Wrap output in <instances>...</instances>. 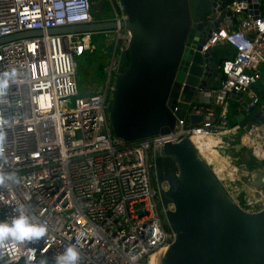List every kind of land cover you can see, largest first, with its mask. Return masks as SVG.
I'll return each instance as SVG.
<instances>
[{"label":"built area","instance_id":"obj_1","mask_svg":"<svg viewBox=\"0 0 264 264\" xmlns=\"http://www.w3.org/2000/svg\"><path fill=\"white\" fill-rule=\"evenodd\" d=\"M110 2L109 21L117 28L106 31L111 36L107 78L97 92L83 96L76 58L95 50L94 33L49 30L96 22L92 0H0V38L41 32L0 44V73L15 72L6 93H0V221L23 207L47 228L44 237L23 245L0 241V264H54L68 246L78 250V264H149L152 254L175 239L156 188L155 159L164 142L178 143L189 133L198 153L194 138L220 135L225 144L215 148L231 163L247 153L255 169L264 170V11L260 8L256 19L249 13L235 16L231 27L212 30L201 53L226 46L233 54L218 60L216 84L196 89L184 118L175 108L171 132L126 143L113 136L107 106L118 51L127 47L130 33L119 28L120 3ZM256 107L245 124L236 121ZM191 116L201 120L194 124ZM238 175L235 181L243 177ZM246 203L250 209H242L250 213L264 207L256 200Z\"/></svg>","mask_w":264,"mask_h":264},{"label":"water","instance_id":"obj_2","mask_svg":"<svg viewBox=\"0 0 264 264\" xmlns=\"http://www.w3.org/2000/svg\"><path fill=\"white\" fill-rule=\"evenodd\" d=\"M117 1L124 15L119 28L128 31L130 39L118 51V74L107 112L113 136L135 143L171 132L175 115L184 118L196 89L207 88L218 67L214 49L201 53L204 41L220 24L231 27L238 11L247 10L256 19L262 0ZM234 6L237 10L232 11ZM116 28L115 21L97 20L52 28L49 33ZM40 34L25 31L0 38V44ZM257 108L236 121L245 124ZM200 120L190 117L194 124ZM186 136L161 146L159 157L176 166L164 177L166 189L162 171L155 167L160 203L175 234L159 264H264V207L244 211ZM263 178L261 167L251 172L248 188H253L257 199L264 197ZM170 204L173 210L168 209Z\"/></svg>","mask_w":264,"mask_h":264},{"label":"rangeland","instance_id":"obj_3","mask_svg":"<svg viewBox=\"0 0 264 264\" xmlns=\"http://www.w3.org/2000/svg\"><path fill=\"white\" fill-rule=\"evenodd\" d=\"M260 8L261 11H264V0L261 1ZM92 14L98 20L112 19L113 12L110 0H92ZM237 15L238 14H236V16ZM110 37L107 32L94 33L92 40L95 45V50L92 53H84L76 58V80L78 83L80 94L83 96L97 92L98 89L101 88L100 86H102L106 81V65L108 62V58L111 54L109 48ZM218 49L220 48H215L214 52ZM260 69L262 71V76L264 77V67H260ZM216 75L217 71H215L214 77ZM247 155L248 154L246 153V156ZM235 166L238 168V170L239 168H242L243 171L241 172L243 177L239 178V180H234L232 182V184L234 185L233 189L230 186H227V188L229 190H233L232 196H235V199L238 202L239 206L245 210H249L251 205H247L246 203L249 195H247L246 190H248V183L251 179V172L255 169V167L245 157H242V160L237 162ZM223 171L226 172V170L220 169H216V171H214L219 177V180L221 179L218 174L222 172V175H224ZM222 179L224 180V178ZM262 200V203H264V198ZM258 207L255 206L254 209H258Z\"/></svg>","mask_w":264,"mask_h":264},{"label":"clouds","instance_id":"obj_4","mask_svg":"<svg viewBox=\"0 0 264 264\" xmlns=\"http://www.w3.org/2000/svg\"><path fill=\"white\" fill-rule=\"evenodd\" d=\"M14 76V71L0 73V93H6L10 80ZM8 178L13 179L14 177L9 176ZM16 212L17 214L9 219L0 221V241L11 240L19 245H23L25 242L39 239L46 235V226L42 223L33 222L25 214L23 207L17 209ZM79 258L78 250L73 246H68L60 255L55 257L54 264H78Z\"/></svg>","mask_w":264,"mask_h":264},{"label":"bare ground","instance_id":"obj_5","mask_svg":"<svg viewBox=\"0 0 264 264\" xmlns=\"http://www.w3.org/2000/svg\"><path fill=\"white\" fill-rule=\"evenodd\" d=\"M246 141L245 138L242 139V143ZM193 143L195 146L199 149V153L206 159L208 164L212 165L213 173L216 175V177L219 179L217 174L214 172L216 169L220 170H226L223 171L224 175H222V172L218 174L220 176L221 181H224L225 186H230L232 189L234 188L232 182L235 178L239 177L238 173H241L242 168H238L231 163V157L229 155H222L217 151L215 146L220 145L222 143L225 144L224 140L220 137V135H210L206 136V138H194ZM241 152H244L243 149H239ZM241 167V166H240ZM246 172V171H245ZM224 178V180L222 179ZM228 189V188H227ZM229 190L228 192L232 195L233 190ZM253 188H248L246 190V193L248 195L249 200H258L261 202V207H263L264 203H262V198L257 199L255 197V194H253ZM235 199V198H234ZM236 200V199H235ZM168 247H163L161 249H158L154 254L151 255L149 259V264H159L162 256L164 255L165 251Z\"/></svg>","mask_w":264,"mask_h":264},{"label":"crops","instance_id":"obj_6","mask_svg":"<svg viewBox=\"0 0 264 264\" xmlns=\"http://www.w3.org/2000/svg\"><path fill=\"white\" fill-rule=\"evenodd\" d=\"M246 15H248V11L247 10H244V11H241L237 16H236V19H241L243 17H245ZM218 50H215V54L217 55V60H221L222 58L224 57H230L232 56V51L231 49H229L228 47L226 46H219ZM217 78H218V73L217 75L211 80L210 84L208 86H212L214 84H216V81H217Z\"/></svg>","mask_w":264,"mask_h":264},{"label":"flooded vegetation","instance_id":"obj_7","mask_svg":"<svg viewBox=\"0 0 264 264\" xmlns=\"http://www.w3.org/2000/svg\"><path fill=\"white\" fill-rule=\"evenodd\" d=\"M156 166L160 167V169H161V171H162V172H161V177H162V180H163L162 185H163V184H166V183L164 182V177H165L166 175L172 173V171H171L170 169H168L169 162H167L166 159H162V160L159 161V162L156 161L155 167H156ZM155 167H154V174H155Z\"/></svg>","mask_w":264,"mask_h":264},{"label":"trees","instance_id":"obj_8","mask_svg":"<svg viewBox=\"0 0 264 264\" xmlns=\"http://www.w3.org/2000/svg\"><path fill=\"white\" fill-rule=\"evenodd\" d=\"M162 159H163V158L159 157V158L157 159V161L159 162V161H161ZM166 160H167V162H169L168 169H170L172 172L176 171V166L174 165V163L171 162V160L168 159V158H166Z\"/></svg>","mask_w":264,"mask_h":264}]
</instances>
